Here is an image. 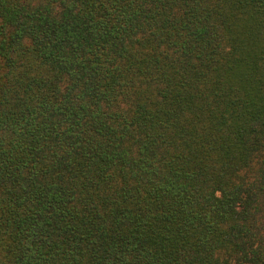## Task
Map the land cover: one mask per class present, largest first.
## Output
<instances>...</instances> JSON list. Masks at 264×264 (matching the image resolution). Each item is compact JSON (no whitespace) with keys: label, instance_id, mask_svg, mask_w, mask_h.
I'll list each match as a JSON object with an SVG mask.
<instances>
[{"label":"trees","instance_id":"trees-1","mask_svg":"<svg viewBox=\"0 0 264 264\" xmlns=\"http://www.w3.org/2000/svg\"><path fill=\"white\" fill-rule=\"evenodd\" d=\"M0 264H264V0H0Z\"/></svg>","mask_w":264,"mask_h":264}]
</instances>
